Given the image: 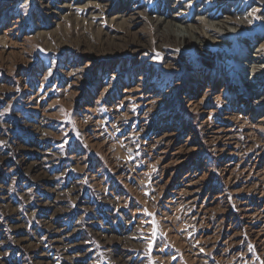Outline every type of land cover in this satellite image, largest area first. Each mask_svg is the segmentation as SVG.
<instances>
[{
    "label": "rangeland",
    "instance_id": "374dc122",
    "mask_svg": "<svg viewBox=\"0 0 264 264\" xmlns=\"http://www.w3.org/2000/svg\"><path fill=\"white\" fill-rule=\"evenodd\" d=\"M257 52L264 0H0V264H264Z\"/></svg>",
    "mask_w": 264,
    "mask_h": 264
},
{
    "label": "bare ground",
    "instance_id": "6f19581e",
    "mask_svg": "<svg viewBox=\"0 0 264 264\" xmlns=\"http://www.w3.org/2000/svg\"><path fill=\"white\" fill-rule=\"evenodd\" d=\"M181 23L183 22L181 21ZM165 24H168V27H170L171 33L175 37L176 40L178 39L182 40V39L188 38L194 43L199 44L200 46L201 44H203L202 43L203 40H201L199 36L200 34H202V36H205L204 38L207 37L206 39L208 42L214 40L211 37H209V35H204V33L202 32H196L197 34H195L194 31H192L193 30L192 28H187L186 24H180L177 22H170V21L165 22ZM229 28L230 30L234 29L231 26ZM222 37H224V35H222ZM217 44L225 45V43H222V42H217ZM258 53L259 52H257V54H252L253 60H251L250 58L249 59L246 58L245 60H242L239 58V62L241 66L243 67L248 66L249 61L252 65L251 71L248 73L251 77L248 76V79L246 81V83H248L252 87H257L255 83V79L259 78L260 72L264 70V65H257L258 62H260ZM249 78H253V79H249Z\"/></svg>",
    "mask_w": 264,
    "mask_h": 264
}]
</instances>
